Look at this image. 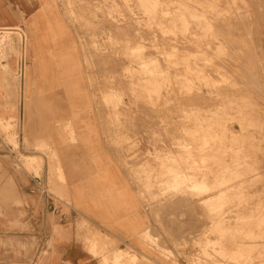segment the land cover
<instances>
[{
  "label": "rangeland",
  "instance_id": "374dc122",
  "mask_svg": "<svg viewBox=\"0 0 264 264\" xmlns=\"http://www.w3.org/2000/svg\"><path fill=\"white\" fill-rule=\"evenodd\" d=\"M65 6L93 15L74 19L87 30L100 27L99 34L87 33L83 51L88 66L111 67L98 90L133 96L124 115L116 112L121 98L103 104L115 112L111 143L123 151L121 165L149 223L139 235L141 253L116 250L102 263L264 264V64L251 63V34L242 32L260 1L66 0ZM27 46L19 32L0 33V60L18 62L13 82H4L14 93L21 92L19 60ZM143 104L162 127L149 131L151 152L141 140L148 131L136 128ZM109 245L105 235L96 236L93 253Z\"/></svg>",
  "mask_w": 264,
  "mask_h": 264
},
{
  "label": "crops",
  "instance_id": "0c3cea01",
  "mask_svg": "<svg viewBox=\"0 0 264 264\" xmlns=\"http://www.w3.org/2000/svg\"><path fill=\"white\" fill-rule=\"evenodd\" d=\"M259 1L260 12L242 31L251 34L252 64H264ZM65 2L0 0V33L19 32L28 43L19 60L20 93L4 88L18 62L0 60V264H103L116 250L142 252L139 235L149 218L121 165L122 149L111 143L115 112L103 104L121 98L116 112L124 115L133 96L98 90L111 67L88 66L83 51L87 33L99 34L100 27L81 26L75 18L93 15ZM140 109L136 128L148 131L141 140L151 152L149 131L162 127L149 106ZM98 234L114 245L95 255Z\"/></svg>",
  "mask_w": 264,
  "mask_h": 264
},
{
  "label": "bare ground",
  "instance_id": "6f19581e",
  "mask_svg": "<svg viewBox=\"0 0 264 264\" xmlns=\"http://www.w3.org/2000/svg\"><path fill=\"white\" fill-rule=\"evenodd\" d=\"M201 22V21H200ZM205 24H206V22H204ZM208 23V22H207ZM208 24H206V27L208 28V26H207ZM210 27V26H209ZM209 29V28H208ZM159 41V40H158ZM148 54V53H147ZM164 101V100H163ZM214 194V193H213ZM183 200V199H182ZM184 202V201H183ZM186 202V201H185ZM182 203V202H181ZM172 207V206H171ZM173 208V207H172ZM198 210V209H197ZM193 211V210H192ZM239 215V214H238ZM238 218V217H237ZM151 234V233H150ZM144 235V234H143ZM96 238V237H95ZM94 240V239H93ZM97 239H95V241H96ZM94 244H97V243H95L94 242ZM95 248H96V246H95ZM121 252V251H120ZM116 258H119V255L117 254L116 255ZM120 262V261H119Z\"/></svg>",
  "mask_w": 264,
  "mask_h": 264
}]
</instances>
